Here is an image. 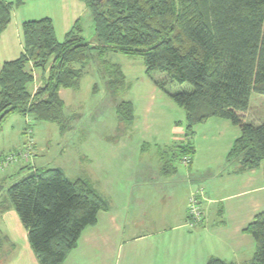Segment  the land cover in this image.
Returning a JSON list of instances; mask_svg holds the SVG:
<instances>
[{
    "label": "trees",
    "instance_id": "1",
    "mask_svg": "<svg viewBox=\"0 0 264 264\" xmlns=\"http://www.w3.org/2000/svg\"><path fill=\"white\" fill-rule=\"evenodd\" d=\"M79 1L92 16L98 43L85 39L79 23L64 42L58 40L50 18L24 23V52L0 70V132L15 114L58 123L64 131L61 90H78L87 66L114 52L142 58L148 76L161 73L170 83L191 86L170 95L186 113L183 155L194 154V127L219 118L242 132L228 155L229 162H239L240 173L264 162V123L255 126L246 119L251 94L264 95V0ZM13 8L0 0V39L12 23ZM31 63L46 73L35 95L28 89L34 82L27 71ZM103 63L108 86L123 89L122 68ZM157 84L165 90V83ZM117 111L123 122L132 124V103H120ZM10 156L1 158L0 165ZM173 171L166 162L162 173ZM8 198L40 264H64L83 232L107 209L88 181H71L59 169L30 173L9 188ZM246 232L256 242L254 258L247 264H264V212ZM7 242L0 230V252ZM207 264L229 263L212 258Z\"/></svg>",
    "mask_w": 264,
    "mask_h": 264
},
{
    "label": "crops",
    "instance_id": "2",
    "mask_svg": "<svg viewBox=\"0 0 264 264\" xmlns=\"http://www.w3.org/2000/svg\"><path fill=\"white\" fill-rule=\"evenodd\" d=\"M4 1L14 8L12 23L0 39V70L5 62L19 58L24 52V23L50 18L58 40L64 42L76 23L80 25L82 17L89 13L79 0ZM109 53L101 57V63L108 61L120 66L125 79L121 91L131 90L129 79H136L138 64L130 62L122 66L110 61L106 57ZM95 59L94 64L98 58ZM89 66L81 85L92 73ZM27 71L34 76L28 89L35 95L46 73L34 68L33 63ZM146 71L145 67L146 76L154 83L147 82V87L139 85L138 109L133 101H123L134 107V119L129 126L138 133L136 142L120 139L94 144L88 152V168L93 178L88 181L107 209L98 214L94 226L83 232L64 264H207L212 258L229 264L250 263L256 242L246 230L264 212V162L254 170L240 173L239 162H229L228 155L242 132L219 118L194 127V154L183 155L182 147L188 141L186 113L183 112L185 117L180 120L167 118L166 105L170 99L173 101L172 94L157 84L165 78H153ZM102 72L108 83V75ZM81 85L78 90H61L65 108L68 91L77 93ZM153 142L156 148H163L162 152L151 154L147 150ZM33 148L32 143L19 158H30ZM186 157H191L189 165L184 164ZM166 162L174 169L169 174L162 173ZM17 166L19 170L23 168ZM77 180L87 179L74 181ZM196 192L203 194L200 198L203 220L190 227L189 199ZM12 208L11 202L0 194V230L8 238L0 252V261L40 264L28 232Z\"/></svg>",
    "mask_w": 264,
    "mask_h": 264
},
{
    "label": "rangeland",
    "instance_id": "3",
    "mask_svg": "<svg viewBox=\"0 0 264 264\" xmlns=\"http://www.w3.org/2000/svg\"><path fill=\"white\" fill-rule=\"evenodd\" d=\"M80 25L85 39L97 44L90 12L82 17ZM61 40L64 39L61 38ZM106 57L122 66L130 62L138 64L136 79H129L132 83L131 90H112L102 72L105 70L101 63L102 58L101 60L98 58L96 64H90L89 69L92 73L83 79L81 89L77 93L68 91L69 94L66 95L64 110L66 129L64 131L58 123L36 121L33 117L25 118L19 114L12 115L5 121L0 132V159L9 155L16 158L13 162H8L5 158L0 165V185L2 186L0 194L5 198L9 199L8 190L13 184L38 169L59 168L71 181L78 178H85L86 181L93 180L88 168L87 155L94 144L103 145V143L116 142L120 139L136 142L138 133L132 130L130 124L120 122L116 112L117 106L123 101L131 100L135 104V109H138L139 85L147 87V82L152 84L154 82L146 76L142 58H131L113 52L107 54ZM134 69L137 72V66H134ZM152 77H164L165 79L160 83H165L164 88L168 93L175 94L191 90L189 84L168 82L165 74L154 73ZM96 86L98 90L95 92ZM166 107L167 118H179L176 120H180L185 117L184 111L171 99ZM246 119L248 123L255 126L264 123V95L255 92L251 94ZM32 143L34 145L33 155L28 159H20L19 157L23 156L29 147H32ZM154 144L155 142L151 143L147 150H150L151 154L162 152L163 148L158 149ZM168 154L170 155V151ZM176 164L178 165L177 162ZM17 165H23V168L19 170ZM12 210L16 213L14 207Z\"/></svg>",
    "mask_w": 264,
    "mask_h": 264
},
{
    "label": "built area",
    "instance_id": "4",
    "mask_svg": "<svg viewBox=\"0 0 264 264\" xmlns=\"http://www.w3.org/2000/svg\"><path fill=\"white\" fill-rule=\"evenodd\" d=\"M15 156H10L7 158V161H15ZM191 162V157H186L184 159V164L189 165ZM202 192L193 193L189 199V206H188V219H189V226L194 227L199 225L203 220V212L200 206V198H202Z\"/></svg>",
    "mask_w": 264,
    "mask_h": 264
}]
</instances>
